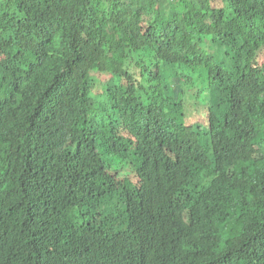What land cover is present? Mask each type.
I'll use <instances>...</instances> for the list:
<instances>
[{
    "label": "trees",
    "instance_id": "1",
    "mask_svg": "<svg viewBox=\"0 0 264 264\" xmlns=\"http://www.w3.org/2000/svg\"><path fill=\"white\" fill-rule=\"evenodd\" d=\"M0 264H264V0H0Z\"/></svg>",
    "mask_w": 264,
    "mask_h": 264
},
{
    "label": "rangeland",
    "instance_id": "2",
    "mask_svg": "<svg viewBox=\"0 0 264 264\" xmlns=\"http://www.w3.org/2000/svg\"><path fill=\"white\" fill-rule=\"evenodd\" d=\"M177 72H179L182 77H185V80L189 83V86L184 85L185 87H182L183 90H181L185 95V103L186 105H188V107L185 108V116H186L185 123L193 125V126L201 125V127H206L205 122L203 118L201 117V114L199 113L201 112V108L198 106V102H197L198 95L204 86V82L206 78L205 72L199 71L195 73H188V72L185 73V72H182V70L181 71L178 70ZM108 81H109L108 78H104V77L97 78V81H96V94L97 95H101L104 92L105 86L108 83ZM202 93L203 92H201V94ZM225 112L226 110L223 109L221 113L217 112V114L223 116ZM201 173H204L206 175V174H210L211 171L208 169V170L201 171ZM204 176H202V178ZM206 177L207 175L205 176V178ZM200 182H202V180L197 181V183H200ZM203 183L204 182H202V184ZM44 248L45 246L42 245V249Z\"/></svg>",
    "mask_w": 264,
    "mask_h": 264
}]
</instances>
